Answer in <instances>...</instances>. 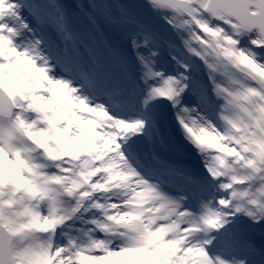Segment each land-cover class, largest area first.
Instances as JSON below:
<instances>
[{
	"label": "clouds",
	"instance_id": "obj_1",
	"mask_svg": "<svg viewBox=\"0 0 264 264\" xmlns=\"http://www.w3.org/2000/svg\"><path fill=\"white\" fill-rule=\"evenodd\" d=\"M16 11L13 0H0V238L7 264H74L77 258V264H109L118 254L128 264H139L141 257H150L144 264H200L202 257L180 256L192 217L177 215L170 200L140 186L138 173L128 171L119 146L104 131L121 122L71 79L56 75L40 40L25 36L30 29ZM240 63L257 73L264 89V71L246 57ZM244 71L229 70L217 116L199 113L204 122L189 130L195 143L185 138L199 150L234 158L229 169L240 177L238 190H252L264 206V94H243ZM252 175L257 179L245 184L243 178ZM5 176L18 179L4 181ZM95 192L119 203L92 201L89 208L106 210L93 228L80 225L83 231L73 233L72 243L97 251L115 248L107 255L70 253L55 228ZM242 206L248 208V201ZM183 224L189 227L181 229ZM158 251L163 255L151 257Z\"/></svg>",
	"mask_w": 264,
	"mask_h": 264
},
{
	"label": "snow or ice",
	"instance_id": "obj_2",
	"mask_svg": "<svg viewBox=\"0 0 264 264\" xmlns=\"http://www.w3.org/2000/svg\"><path fill=\"white\" fill-rule=\"evenodd\" d=\"M15 4L18 8L15 15L23 21L20 5ZM146 6L153 13L163 17L171 28V34L151 29L144 21L130 17L126 12L114 22L134 24L138 30L132 43L141 65L140 79L145 92L144 106L148 107L153 102L170 103L172 108L176 109V118L181 128L187 125L184 131L188 138L193 140V144L195 140L189 130L195 131L204 122L198 115L201 111H204L208 118L217 116L223 100L221 85L229 70L245 69L247 80L242 87L244 95H255L258 92L264 94V89L258 83L260 77L257 73L240 63V58L246 57L257 69L264 71V0H147ZM141 49H147V54ZM165 50L178 65L175 74L160 71L157 67L158 53ZM193 58L203 62L207 70L206 84L192 78L191 73L186 74ZM189 88L199 96L200 107L184 106L183 95ZM101 106L96 105L98 108ZM105 110L108 111L106 108ZM111 115L121 123L113 124L111 128L105 126L104 131L115 141L113 146H119L118 151L126 158L122 162L128 167V171L138 173L136 179L140 181L141 187L149 191L155 190L161 199L170 200L177 215L183 213L184 216L192 217L189 221L191 225L189 233H183L186 239L180 256L185 260L189 256L202 257L200 264H235L237 260L245 261L246 264V256L242 253L248 245L240 240L238 229L227 232L221 230L229 222V217L237 214L247 216L257 225L264 224V206L255 198L252 190H238L240 177L238 173L229 169V165L234 164V158L224 157L222 153L210 154L196 148L202 157L208 176L211 177L209 183H204L200 178L185 171L173 169L160 161L154 152L149 153L155 161L150 170L151 175L142 174L137 167L129 163L131 157L126 155L122 145L132 135L143 132L146 121L126 120ZM117 127H121L123 131L118 133ZM121 136L123 139L120 138ZM213 156L218 159L213 161ZM2 179L16 181L18 178L5 176ZM243 179L245 184H250L257 177L252 175ZM216 186L221 190L220 197L216 198L213 195L209 198L207 193ZM82 200L83 207L78 204L79 210L55 228L57 238L62 245L68 246L70 253L78 250L84 255H107L112 252L115 245L113 248L104 247L97 251L94 247L82 246L81 242L73 244V233L83 231L80 225L93 228V220L106 210L100 209L98 205L89 208L88 205L92 201H98L99 204H103L105 200L109 203H119V201L110 199V194L105 195L101 192H95L90 198L85 197ZM189 201H198L195 211L192 210ZM245 201L249 203L248 208L242 206ZM252 208L260 210H249ZM189 224L181 225V229L189 227ZM192 232L198 233L196 239L190 234ZM96 234L99 235L98 232ZM214 242L224 253H230L231 258L226 259L221 254L213 255L209 249ZM8 247L10 251V243ZM116 251L119 253V249ZM161 255L163 252L158 251L152 253L151 257L158 258ZM149 258L141 257L139 264H144ZM77 260H74V264H77ZM113 260L117 264H128L125 254H118L111 258V261ZM0 264H7L5 242L2 238H0Z\"/></svg>",
	"mask_w": 264,
	"mask_h": 264
},
{
	"label": "bare ground",
	"instance_id": "obj_3",
	"mask_svg": "<svg viewBox=\"0 0 264 264\" xmlns=\"http://www.w3.org/2000/svg\"><path fill=\"white\" fill-rule=\"evenodd\" d=\"M146 4H147V0H109L108 7H110L111 5L113 6L111 8H105V7L99 6L97 13L100 11L101 14H110L111 16H115L119 18L125 12L129 15L133 13L134 11L138 10V13L141 14L140 15L141 18H143L144 16L149 15L148 11H151V9L146 6ZM139 5L141 6V8H139ZM116 48L119 51L120 49L119 46H117ZM108 60H110V58ZM111 78H112V73H110V76L108 79H111Z\"/></svg>",
	"mask_w": 264,
	"mask_h": 264
},
{
	"label": "rangeland",
	"instance_id": "obj_4",
	"mask_svg": "<svg viewBox=\"0 0 264 264\" xmlns=\"http://www.w3.org/2000/svg\"><path fill=\"white\" fill-rule=\"evenodd\" d=\"M140 6V5H139ZM149 12V11H148Z\"/></svg>",
	"mask_w": 264,
	"mask_h": 264
}]
</instances>
